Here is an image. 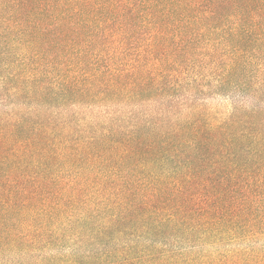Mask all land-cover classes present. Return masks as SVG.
Listing matches in <instances>:
<instances>
[{
	"label": "trees",
	"instance_id": "trees-1",
	"mask_svg": "<svg viewBox=\"0 0 264 264\" xmlns=\"http://www.w3.org/2000/svg\"><path fill=\"white\" fill-rule=\"evenodd\" d=\"M0 264H264V0H0Z\"/></svg>",
	"mask_w": 264,
	"mask_h": 264
},
{
	"label": "rangeland",
	"instance_id": "rangeland-1",
	"mask_svg": "<svg viewBox=\"0 0 264 264\" xmlns=\"http://www.w3.org/2000/svg\"><path fill=\"white\" fill-rule=\"evenodd\" d=\"M211 109L218 115L227 114L231 110V100L226 97H215L208 101Z\"/></svg>",
	"mask_w": 264,
	"mask_h": 264
}]
</instances>
